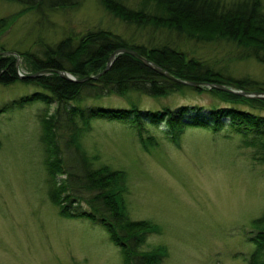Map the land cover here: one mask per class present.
Masks as SVG:
<instances>
[{
    "label": "rangeland",
    "instance_id": "1",
    "mask_svg": "<svg viewBox=\"0 0 264 264\" xmlns=\"http://www.w3.org/2000/svg\"><path fill=\"white\" fill-rule=\"evenodd\" d=\"M74 1L78 5L73 8L44 9L42 17L20 0H0V18L8 21L0 32V49L17 54L36 51L40 41L79 37L94 28L119 32L127 39L136 37L133 28L105 11L98 0ZM196 42L187 43L195 56L216 66L228 64L237 76L248 74L264 81V66L257 61H227L236 55L235 44ZM17 64L21 72L28 71L23 57ZM35 90L21 81L0 84V107ZM98 103L156 110L163 105L218 104L219 100L209 91L158 99L129 91L124 96L87 98L81 106ZM55 109V103L34 101L0 113V264H123L120 247L100 222L65 217L50 199L40 135L41 117ZM77 123L81 125L79 119ZM89 124L80 144L87 156L94 157L92 166L106 164L121 171L126 215L151 223L138 254L159 247L165 254L160 264H246L255 247L248 239L251 221L264 213V165L250 158V147L239 133L228 127L218 132L189 127L171 140L164 133L165 123L148 125L157 144L144 150L131 122L101 117L91 118ZM65 136L59 146L62 156L68 157ZM75 207L89 210L85 202L80 207L73 204L70 211Z\"/></svg>",
    "mask_w": 264,
    "mask_h": 264
},
{
    "label": "trees",
    "instance_id": "2",
    "mask_svg": "<svg viewBox=\"0 0 264 264\" xmlns=\"http://www.w3.org/2000/svg\"><path fill=\"white\" fill-rule=\"evenodd\" d=\"M27 8L43 13L45 10L73 8L74 0H20ZM31 1V2H30ZM109 14L133 28L136 37L127 39L119 32L89 29L79 37L64 36L53 42H38L36 51L14 54L0 49V84L17 81L32 84L38 90L22 95L0 107V113L28 102L56 104L53 113L41 117V135L46 181L50 199L65 217H88L100 222L114 244L120 247L123 264H158L164 258L160 249L143 251L139 247L150 231L143 220H131L126 215L123 194L126 191L122 172L106 164L93 167L81 148V136L91 127V118L131 122L144 150L156 145L149 126L165 123V134L176 140L186 128H206L214 132L230 128L242 136L250 147V158L264 165V98L247 97L206 86H188L169 79L145 65L138 58L122 53L115 57L110 68L97 78L74 82L56 71H68L76 78L95 75L106 65L110 54L120 48L136 50L156 63L170 75L181 80L224 84L245 91H264V81L245 74L237 76L226 66H216L195 56L188 50L192 41L225 40L237 46L236 55L228 56L229 63L253 59L264 66V0H98ZM30 2V3H29ZM45 12L43 13L44 17ZM8 21L0 18V32ZM144 40V41H143ZM24 58L23 74L40 73L34 77H20L17 58ZM211 92L218 104L163 105L160 109H142L137 104L129 108L95 106L82 107L87 98L95 100L115 94L124 96L136 91L155 99L186 91ZM80 120L81 125L77 123ZM149 125V126H148ZM67 132V136L64 133ZM66 138L62 156L59 140ZM66 175L61 178L60 176ZM82 193H90L88 197ZM85 202L89 210L70 211ZM79 203V204H77ZM248 239L254 250L246 264H264V213L251 221ZM162 252V253H160Z\"/></svg>",
    "mask_w": 264,
    "mask_h": 264
},
{
    "label": "water",
    "instance_id": "3",
    "mask_svg": "<svg viewBox=\"0 0 264 264\" xmlns=\"http://www.w3.org/2000/svg\"><path fill=\"white\" fill-rule=\"evenodd\" d=\"M3 53V52H1ZM5 53H8V54H15V52H12V51H8V52H5ZM122 53H127V54H130L136 58H138L139 60H141L145 65H147L148 67L152 68L154 71H156L157 73L169 78V79H172L178 83H181V84H185V85H188V86H193V87H196V86H207L209 88H216L218 90H222V91H228V92H233V93H236V94H240L242 96H247V97H260V98H264V91H254V92H250V91H245V90H238V89H235L233 87H230V86H227V85H224V84H215V83H207V82H198V81H188V80H181L179 78H176L174 77L173 75H170L166 70L162 69V67H160L159 65H157L156 63L148 60L147 58H145L144 56H142L141 54H139L137 51L133 50V49H130L128 47H122V48H118L116 50H114L107 62H106V65H105V68L95 74V75H88L86 77H83V78H76L74 75H72L71 73L69 72H66V71H56L54 70L53 72H58L60 74L61 77L65 78V79H68V80H71V81H74V82H82L86 79H89V78H97L100 74H102L103 72H105L106 70H108L113 62V60L115 59V57L119 54H122ZM18 66V64H17ZM50 72L52 71L51 69H47V70H43V71H39L38 73H33V74H22V73H19L20 77H34L40 73H43V72Z\"/></svg>",
    "mask_w": 264,
    "mask_h": 264
},
{
    "label": "bare ground",
    "instance_id": "4",
    "mask_svg": "<svg viewBox=\"0 0 264 264\" xmlns=\"http://www.w3.org/2000/svg\"><path fill=\"white\" fill-rule=\"evenodd\" d=\"M120 48H122V47H120ZM134 50V49H133ZM136 51V50H135ZM163 69V68H162ZM66 72H68V71H66ZM70 73V72H69ZM72 74V73H71Z\"/></svg>",
    "mask_w": 264,
    "mask_h": 264
}]
</instances>
